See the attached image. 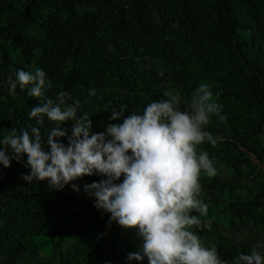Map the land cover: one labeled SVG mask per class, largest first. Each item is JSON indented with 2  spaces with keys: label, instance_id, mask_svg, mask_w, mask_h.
I'll return each mask as SVG.
<instances>
[{
  "label": "trees",
  "instance_id": "trees-1",
  "mask_svg": "<svg viewBox=\"0 0 264 264\" xmlns=\"http://www.w3.org/2000/svg\"><path fill=\"white\" fill-rule=\"evenodd\" d=\"M36 67L52 82L46 96L66 91L79 100L93 133L122 122L109 119L112 109L142 112L165 91H180L187 111L193 90L210 85L226 120L213 117L208 130L223 140L198 147L227 173L201 177L209 226L194 231L225 261L254 247L264 252V243L224 233L238 225L264 232V172L250 156L264 163V0H0V136L33 125L46 141L55 126L30 119L41 101L27 89L8 92L9 75ZM62 127L71 135V122ZM26 163L25 155L0 165V264H129L142 238L110 223L84 190L106 177L50 190L22 179Z\"/></svg>",
  "mask_w": 264,
  "mask_h": 264
},
{
  "label": "clouds",
  "instance_id": "clouds-1",
  "mask_svg": "<svg viewBox=\"0 0 264 264\" xmlns=\"http://www.w3.org/2000/svg\"><path fill=\"white\" fill-rule=\"evenodd\" d=\"M14 76L6 81L9 95L15 96L18 86L27 89L29 96L41 101L31 108L30 119L42 126L47 118L55 126L46 141L37 126L7 129L0 136V165L9 168L26 155L30 172L22 179L46 181L50 190L57 191L84 176L106 177L84 185V190L95 197L98 210L111 214L110 223L134 228L142 238L140 251L127 255L129 264H143L145 257L148 264H264V252L255 247L250 254L225 261L215 245L206 246L194 231L209 226L201 177L212 178L219 171L198 146L221 142L223 137L208 126L213 117L226 120L210 85L193 90L187 111L180 107V91H165L166 99L151 101L142 112L125 116L124 109H112L109 119L122 122L93 133L89 116L78 115L79 100L66 91L58 92L55 100L46 96L52 82L42 68L17 69ZM90 95H96L95 89ZM67 122L71 135L62 127ZM59 138H66L67 144ZM72 187L80 190L76 184Z\"/></svg>",
  "mask_w": 264,
  "mask_h": 264
},
{
  "label": "rangeland",
  "instance_id": "rangeland-1",
  "mask_svg": "<svg viewBox=\"0 0 264 264\" xmlns=\"http://www.w3.org/2000/svg\"><path fill=\"white\" fill-rule=\"evenodd\" d=\"M253 161V164L257 166V169L260 172H264V163H259V160L254 156L250 155ZM227 171L224 169L222 170L219 175L226 174ZM226 235H231V236H238L241 238H245L248 240H251V242L255 245H261L264 243V232L261 231L259 228L252 227L251 225H244V226H236L233 229H225L224 232Z\"/></svg>",
  "mask_w": 264,
  "mask_h": 264
}]
</instances>
